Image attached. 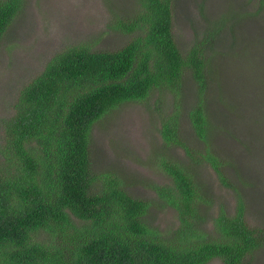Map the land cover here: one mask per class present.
Returning a JSON list of instances; mask_svg holds the SVG:
<instances>
[{
	"label": "trees",
	"instance_id": "trees-1",
	"mask_svg": "<svg viewBox=\"0 0 264 264\" xmlns=\"http://www.w3.org/2000/svg\"><path fill=\"white\" fill-rule=\"evenodd\" d=\"M136 2L132 17L114 24L134 34L129 42L114 50L81 45L56 53L20 90L14 113L1 120L0 264H206L215 258L247 264V256L264 246V226L250 225L241 199L233 214L220 208L214 233L200 228L205 198L187 164L157 159L171 183L156 192L178 213L175 237L182 246L162 239L147 223L149 203L131 196L117 174L95 185L90 161L95 123L154 90L180 91L185 71L199 95L189 120L206 146L198 150L182 140L177 114L162 122L161 137L180 146L191 162H208L229 184L224 161L207 143L210 124L202 96L210 55L197 45L186 53L179 49L173 0ZM21 3L0 0V40ZM220 30L215 26L207 34Z\"/></svg>",
	"mask_w": 264,
	"mask_h": 264
},
{
	"label": "rangeland",
	"instance_id": "rangeland-1",
	"mask_svg": "<svg viewBox=\"0 0 264 264\" xmlns=\"http://www.w3.org/2000/svg\"><path fill=\"white\" fill-rule=\"evenodd\" d=\"M173 2V34L179 49L186 53L197 45L210 55L202 96L210 124L207 143L224 161L229 184L221 182L208 162H191L180 146L167 145L161 137L162 122L177 114L182 140L198 150L206 146L189 120L199 97L189 71L182 75L180 91L154 90L144 100L125 102L98 120L92 129L90 161L96 186L117 174L131 196L149 203L147 223L162 239L182 246L175 237L178 213L156 192L157 186L171 183L159 167L160 156L190 166L205 198L200 202L203 231L214 233L213 218L220 208L233 214L240 199L250 225L264 226V0ZM136 7V0H22L0 40V143L1 120L14 113L20 90L48 60L71 46L91 50L124 46L134 34L114 24L116 19L128 21ZM215 26L221 30L209 37ZM246 260L264 264V246ZM206 264L222 262L215 258Z\"/></svg>",
	"mask_w": 264,
	"mask_h": 264
}]
</instances>
